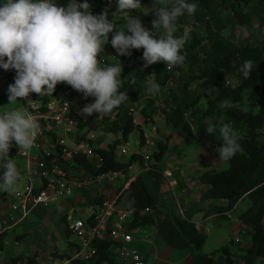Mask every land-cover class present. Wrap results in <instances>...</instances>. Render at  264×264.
Segmentation results:
<instances>
[{
  "label": "trees",
  "instance_id": "trees-1",
  "mask_svg": "<svg viewBox=\"0 0 264 264\" xmlns=\"http://www.w3.org/2000/svg\"><path fill=\"white\" fill-rule=\"evenodd\" d=\"M54 2L66 6L69 0ZM78 2L83 3L85 0ZM190 2L196 3L198 8L194 14L185 13L179 18L174 34L178 37L185 32L188 34L182 50L185 56L182 65L168 69L161 61L145 67L142 59L143 49L131 50V56L116 57V50L111 43L106 44L123 66L120 91L127 92L129 99L108 116L94 113L84 122L81 119L78 131L84 136L90 130L88 127L93 122H98L104 132L119 134L118 139L107 148L96 149L104 158V170L126 173L136 163L141 169L148 167L140 174L149 195L148 211L144 212L145 207L134 211L129 229L155 225V242L188 250L193 264H215L216 259L222 255L226 264H233L236 261L235 255H231L228 246L209 254L203 252L207 237L205 232L192 222L191 212L184 211L182 216L174 204L166 211L158 209V205L165 206L166 201H160L163 172L160 162L168 147V137L164 141L156 142L157 148L146 158L139 152L133 153L127 160H118L115 157L117 146L125 143L129 135L136 130L140 131V144L145 141L141 125L136 123L135 109L146 121L152 122L154 116L162 115L166 124L178 132L184 143L205 140L212 146L220 147L222 140L218 129L226 123L231 124L238 134L242 151L230 161H226L225 170L204 171L197 177L198 182L206 186L200 199L224 201V206H211V210L218 213L231 210L242 199L247 198L250 201V206L238 216L247 227L245 236H248L251 242L240 258L242 264H257L259 260L264 262V135L260 133L264 126V39L258 44H251L248 40L240 43L224 32L229 29L225 12L231 15L235 25L248 27L254 18L258 20L259 25H264V0ZM87 3L93 15L107 12L111 22V15H116V24L125 25V16L130 15L139 17L142 25L151 29L155 18L154 12L143 13L139 9L132 10L127 15L116 13L117 0H87ZM140 3L143 7L151 4L152 0H140ZM111 38L110 33L109 41ZM245 60L256 62V67L247 80L241 75V66ZM152 83L160 85V91L155 95H150L147 91ZM192 85L194 89L190 90ZM203 99L206 102L205 110L196 116L194 109ZM94 100V97H88L89 103ZM142 101L144 105L139 107ZM211 115L220 119H211ZM205 121H210L217 127L215 135L205 132ZM52 136L55 137L54 134ZM17 153L18 149L13 144L9 153L12 160ZM146 159L149 161L147 166ZM73 161L90 169V161L84 157H74ZM2 174L3 169L0 167V175ZM177 185L182 187L183 183L178 181ZM93 200L95 203H101L102 197L100 195ZM4 236L5 232L0 235V252L4 248ZM96 244L98 251L94 258L77 264H119L112 257L114 246L111 241H98ZM22 260H25L26 264H40L37 254L24 258L13 257L8 264H18Z\"/></svg>",
  "mask_w": 264,
  "mask_h": 264
},
{
  "label": "clouds",
  "instance_id": "clouds-1",
  "mask_svg": "<svg viewBox=\"0 0 264 264\" xmlns=\"http://www.w3.org/2000/svg\"><path fill=\"white\" fill-rule=\"evenodd\" d=\"M141 8L140 0H117L116 13L127 15ZM197 8L190 0H155L151 29L145 28L139 17L130 15L124 29H120L108 19L107 12L93 15L87 0L83 3L69 0L66 6L54 0H5L0 5V68L16 71L14 83L8 86L9 103L28 99L32 93L39 97L52 96L58 84H67L85 99L95 98L80 110L81 117L94 113L110 115L129 97L127 92L120 91L122 64L101 67L104 46L110 42L116 57L131 56V50L143 49L145 67L161 61L168 69L180 66L185 60L182 50L188 34L175 36L177 23L181 16L192 15ZM255 67V61L245 60L241 66L242 77L249 79ZM147 91L155 95L160 85L152 83ZM205 123V132L215 135L217 127L210 121ZM39 131L37 120L24 110L0 114V167L3 169L0 190L13 189L21 179V172L9 155L13 144L19 150H30ZM218 133L222 146L215 151L219 159L230 161L242 151L238 134L227 123L219 127ZM235 220L239 221V227L231 241L239 246L247 227L239 217ZM240 229L245 232L241 234ZM235 237L239 240L234 241Z\"/></svg>",
  "mask_w": 264,
  "mask_h": 264
},
{
  "label": "built area",
  "instance_id": "built-area-1",
  "mask_svg": "<svg viewBox=\"0 0 264 264\" xmlns=\"http://www.w3.org/2000/svg\"><path fill=\"white\" fill-rule=\"evenodd\" d=\"M102 59L104 62L101 67L107 66V60L103 56ZM2 72L6 78L15 79L14 69H3ZM20 101L24 110L37 120L40 131L34 146L27 151H18L15 156L25 161L22 168L17 167L21 172V179L18 181L21 187L11 194H0V235L19 225L36 207H46L59 198L79 195L94 185H106L114 193L113 199H102L101 203L92 200L86 204L85 217L77 214L75 205L68 208L65 227L68 235L74 239L69 240L72 247L64 253L51 251L47 264L87 262L97 254L96 242L104 240L113 244V255L118 258L119 264H146V259L139 250L127 246L133 241V237L124 223L128 219L131 222L134 210L115 209L119 197L136 175L128 177L127 182L118 188L120 183L115 184L114 181L122 172L103 169L104 158L94 146V130H88L84 136L78 131L79 121L82 119L79 112L86 104H90L88 98L85 99L82 93L67 84H58L52 96L39 97L32 93L28 99ZM58 132L61 134L58 135ZM143 136L144 139L147 138L146 135ZM145 141L148 142L146 139ZM133 153L138 151H131L125 142L117 146L115 157L121 160L124 155ZM74 157L88 159L90 169L78 165L73 161ZM162 175L167 178L171 176L168 172H162ZM168 184L172 189V185ZM147 211L148 208L145 207L144 212ZM178 212L182 214L180 209ZM238 232L243 234L245 231L240 229ZM238 240V237L234 238V241ZM14 244H18V241L15 240ZM19 264H26V261H19Z\"/></svg>",
  "mask_w": 264,
  "mask_h": 264
},
{
  "label": "rangeland",
  "instance_id": "rangeland-1",
  "mask_svg": "<svg viewBox=\"0 0 264 264\" xmlns=\"http://www.w3.org/2000/svg\"><path fill=\"white\" fill-rule=\"evenodd\" d=\"M5 0H1V3L3 4ZM155 0H152V3L143 6L139 11L143 13H153L152 9L154 7ZM226 13V20L229 24V29L226 30L224 33L230 38H233L237 40L240 43H243L244 41L248 40L251 44H258L261 43V40L264 39V25H259V22L256 18L253 19V21L250 23L248 27H241L238 25H235L233 18L231 15H229L228 12ZM127 19V16H125ZM112 22L118 27L122 28L124 25L122 23L116 24L118 20V17L116 15H111ZM115 31V30H114ZM104 59L107 60V64L116 65L118 64V60L115 57V53L112 52L107 45L104 46V52L102 54ZM13 81L10 79H4V81L0 82V114H3L6 111L11 110H24L22 104L19 102V100L9 103L8 99V86L12 84ZM194 89V85L190 87V90ZM164 95H161V97ZM160 100V99H159ZM141 105H144L143 101L139 104V107ZM206 102L205 100H201L196 108L194 109V114L196 116H199L201 112L205 110ZM25 111V110H24ZM135 119L136 123L140 124L141 130L143 132V135H146L147 138H145L148 142L144 141L142 144L139 143V136L140 131L136 130L135 132L131 133L129 137L127 138V145L131 151H138L141 154L144 155H150L152 151L157 148L156 142L158 141H164L166 137L167 139V150L164 155V160H161L160 165L163 168L169 167L172 170V178L175 176H178L183 170V176L186 178L191 176H195L196 169L194 167H197L196 175H200L204 171H218V170H225L227 168V163L221 159H219L218 152L215 151L216 146L210 145L205 140H199V141H193L192 143H184L178 132L172 128H170L162 115H156L154 116L153 121H146L145 118L138 112V110L135 109ZM90 117V116H89ZM89 117H82V121H86ZM211 119H218L216 115H211ZM90 130H94V134L96 136V141L94 146L97 148H107L110 143H113L118 139L119 134H113V133H106L104 132L101 127L99 126L98 122H93L92 125L88 127ZM84 131H87V128L84 129ZM82 133V132H81ZM87 133V132H86ZM260 133L264 135V126L260 130ZM61 133L58 132V135ZM129 154H126L123 156V160H127L129 158ZM214 157V159H213ZM24 161L21 158H14V162L16 163H22ZM152 162V160H150ZM146 166L149 165V161L146 159L145 161ZM191 165H193L192 170ZM148 167L141 169L138 165V163L134 164L132 168H130L126 173H121L117 179H115V184L119 181L125 180L127 177L132 176L133 174L140 175L141 173H144L145 170H147ZM165 181V180H164ZM162 187L164 188V191H166L167 195L169 197V200L165 201V206L167 208H164L163 205H158V209L161 210H169L172 207V204L174 206H177V203L174 199V195H176L179 202H181L180 199V193L179 188L174 189V194L169 190L167 184L165 182H162ZM21 187L19 183H17L13 189L9 191L0 190V194L3 192L13 193L16 190H18ZM101 190L109 189V186H99ZM102 187V188H101ZM113 187V186H112ZM193 192V190H191ZM194 191L196 193L201 192V190L198 191V189L194 188ZM172 195V196H171ZM105 196V195H104ZM164 196V195H163ZM114 197V193L108 194V199L112 200ZM165 197V196H164ZM171 197L173 201L171 200ZM197 198V194L195 196ZM200 198V197H199ZM60 198L57 199L54 204H58L60 202ZM193 200V199H190ZM53 203H50L49 205L52 208V211L49 210L47 214L43 215L42 217L40 215H33L31 212L28 215V220H30L27 223L26 228L23 227V230L20 232V229H15L14 231H10L7 233L5 237V248L3 250L2 255L0 256V259L10 260L11 258L15 257L18 250H23L21 254H33V252H38V254L47 255L49 251H58L59 253H64V251L67 250V243L68 240L73 241L74 239L66 234L65 227L62 225L60 220V213L58 210H56V205ZM48 205V206H49ZM48 206L46 209H48ZM163 206V207H162ZM250 206V201L245 198L243 201L238 203V205L230 212L228 217H221L217 218L221 225H223V229L228 228V225L231 223V219L237 217V215L244 210H246ZM81 208V207H80ZM79 208V209H80ZM84 208V207H83ZM86 208V207H85ZM79 212V211H78ZM130 219H128L127 222L124 223L126 227H129L130 225ZM21 224V223H20ZM25 226V225H24ZM201 227V225H199ZM129 232L132 234L133 241L131 243H128L127 246L130 248H134L136 250H139L134 242H138L139 238L144 240L142 243H146L147 237L153 238L155 236L154 232V226L151 225H145L140 226L137 228H131ZM226 231L223 230V233ZM20 233H25L26 235L22 234L23 236L19 239V245L14 246L15 236ZM212 238L216 239L215 234H213ZM155 239V238H154ZM153 239V242H154ZM211 245L208 246L209 240L206 244L208 246L207 248L210 250L213 245V242H210ZM232 243L227 242V245H230L231 247ZM233 245H235L233 243ZM226 246V245H225ZM236 246V245H235ZM54 248V249H53ZM221 248V247H220ZM57 253V252H53ZM54 255V254H53ZM113 259L115 261H118V258L113 255ZM45 262V258L42 260ZM47 264V263H46Z\"/></svg>",
  "mask_w": 264,
  "mask_h": 264
},
{
  "label": "crops",
  "instance_id": "crops-1",
  "mask_svg": "<svg viewBox=\"0 0 264 264\" xmlns=\"http://www.w3.org/2000/svg\"><path fill=\"white\" fill-rule=\"evenodd\" d=\"M2 71H3V68H0V82L4 81V79H8L4 76ZM12 81L14 83V80H12ZM19 102L21 103L20 100H19ZM17 149H18V147H17ZM18 151H20V150L18 149ZM17 158H20V157L17 156ZM164 159L165 158L163 157L162 160L165 161ZM213 159H214V157H213ZM15 164L18 168H22V166H24V164H25V161H22L21 164L19 162L18 163L16 162ZM192 168H193V165H191L190 169L192 170ZM194 168L197 171L198 168L197 167H194ZM196 171L194 174L195 176H193V177L189 176L186 178V181H185V178H184L185 176H183L184 175L183 172L185 173L184 170L180 174H178V176H175L172 178V170L169 167H166V168H163V172H168L171 174V176H170V178H167L164 175H162V182H165L167 184L169 190L173 194L175 191L174 189L179 188V193L181 195L180 196L181 202H179L176 195H174L175 201L177 203V206H176L177 211H178V209H180L182 211V213H184V211L191 212L192 222H194L196 225H201V228H203V231L205 232L206 237H207L206 241L203 245V252L205 254H209L212 251L218 250L220 247H223L225 245L228 247L230 246V245H227V242L232 243L231 238L235 235V233L239 227V221L238 220L236 221L235 219L238 218L240 213L237 215V217L231 219V223L228 225L227 230L223 229V225H221L220 221L217 218H221V217L227 218L228 215L230 214V211L227 212L228 215H224V213H218V212H214L211 210L212 205L224 206L225 205L224 201H221V200L201 201V199L199 197L201 196L202 192L205 190L206 186H204L198 182L197 177L199 175H196ZM127 180H128V177L125 180L119 181L118 183H120V184L117 187L121 188L122 185H124V183L127 182ZM178 181H181L183 183L182 187H178V185H177ZM168 182L172 185V189H170ZM102 186H106V185H102ZM164 188H166V187L161 186V190H160V201H163V202L165 200H169V197L166 196L167 192L164 191ZM194 188L198 189V191L201 190L200 194L196 193L194 191ZM191 190H193V192ZM105 191L106 192H104V190H101L99 186L94 185V186H91V187L83 190L82 192L79 193V195H74V196H71L69 198L61 199L57 205L53 203L54 205H56V208H57L56 210H58L60 213V220H61L62 225H64V227H65V224H66L65 214H66V212L70 206L75 205L79 211V213L77 212V214H79V216L85 217L84 209L86 207V204L91 202L93 200V198L100 196V195H101L102 199H107L108 194L112 193V192H110V187L108 190L105 189ZM3 193H8V192H3ZM196 194H197V198L195 197ZM171 199H172V197H171ZM190 199H193V200H190ZM241 201H243V199L240 200L238 203H240ZM238 203H237V205H238ZM46 207H42V206L36 207L31 211V214L34 213L33 215H40L42 217L43 215L47 214L46 210L47 211L49 210L50 212L52 211V208L50 205L48 206V209H46ZM29 221L30 220H28V216H27V218L24 219L21 222V224L5 231L4 241H5V237H6L8 232L14 231L15 229H20V232H21L23 230V227L26 228L27 223ZM151 226H154V230L156 232L155 225H151ZM65 230H66V227H65ZM223 230H225L226 232L223 233ZM155 232H154V234H155ZM67 233L68 232L66 230V234ZM22 234L26 235L25 233H20V234H17L15 236V240L18 241V244L13 243L14 246L19 245V239L23 236ZM213 234H215L216 239L212 238ZM154 238H155V236L152 239L150 237L149 238L147 237L146 243H142V242H144V240H142L141 238H139L138 242H134L136 247L139 249V251L145 257L146 264H193L190 253L188 250L171 248L170 246H167L164 244H159V243L155 242ZM153 239H154V242H153ZM208 240H209L208 246L211 245V243H210L211 241L213 242V245H214L210 248V249H212L210 251L207 248L208 246H206ZM4 241H3V245L5 248ZM231 245L232 246L229 247L230 253L233 256L235 255L234 257L236 259V261L233 262V264H242V262H240L241 261L240 257L242 255L243 249L248 248L251 245L249 237L243 236L242 242L240 243L239 246H235V245H233V243ZM71 247H72V243H71V241L68 240L67 250L64 252H67L69 249H71ZM4 248H3V250H4ZM3 250H1L0 256L3 253ZM22 251L23 250L19 249L15 257L21 256L24 258L27 256H33V255L37 254V260L39 261L40 264H46L48 262V259L50 256V251L47 255H45V254L40 255V254H38V252H33V254L29 253V254L24 255V254H21ZM53 252H57V254L59 253L58 251H55V250ZM44 258H45V262L42 261ZM8 261L9 260L0 259V264H8ZM18 264H19V262H18ZM215 264H226V262L224 261V255L217 258L215 261ZM257 264H264V262L262 260H259L257 262Z\"/></svg>",
  "mask_w": 264,
  "mask_h": 264
},
{
  "label": "water",
  "instance_id": "water-1",
  "mask_svg": "<svg viewBox=\"0 0 264 264\" xmlns=\"http://www.w3.org/2000/svg\"><path fill=\"white\" fill-rule=\"evenodd\" d=\"M149 205V195L145 190L143 179L138 175L123 191L118 201L116 202V210H134L140 211ZM203 230V228H201Z\"/></svg>",
  "mask_w": 264,
  "mask_h": 264
}]
</instances>
